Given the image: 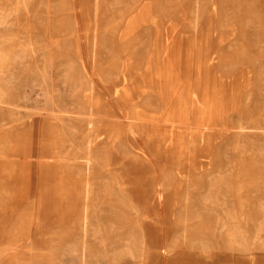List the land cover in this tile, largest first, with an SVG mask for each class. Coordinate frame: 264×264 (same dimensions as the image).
<instances>
[{
	"label": "rangeland",
	"instance_id": "374dc122",
	"mask_svg": "<svg viewBox=\"0 0 264 264\" xmlns=\"http://www.w3.org/2000/svg\"><path fill=\"white\" fill-rule=\"evenodd\" d=\"M0 264H264V0H0Z\"/></svg>",
	"mask_w": 264,
	"mask_h": 264
},
{
	"label": "crops",
	"instance_id": "0c3cea01",
	"mask_svg": "<svg viewBox=\"0 0 264 264\" xmlns=\"http://www.w3.org/2000/svg\"><path fill=\"white\" fill-rule=\"evenodd\" d=\"M149 79L151 80L148 83H143L142 86L144 88V92L143 94H149V95H153V96H160L162 90L165 88V84L162 82V78H160V81H158V78L156 80V77L154 78V75L149 74L148 75ZM154 80V83L153 81ZM137 85H135L134 87H136ZM162 99V98H161ZM167 101H165L164 99L162 100V103H166ZM182 102V101H180ZM44 178L46 179V181L44 183H48L47 179H48V174H46L44 176ZM44 181V180H43ZM122 189L125 190L126 192H128L129 194H131L133 196L134 199H148L149 198V192L145 191L140 188L139 190L134 189L131 185V182H123L122 184Z\"/></svg>",
	"mask_w": 264,
	"mask_h": 264
}]
</instances>
